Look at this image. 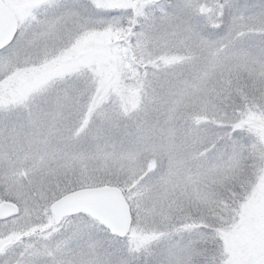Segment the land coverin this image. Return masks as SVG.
<instances>
[{"label": "rangeland", "instance_id": "374dc122", "mask_svg": "<svg viewBox=\"0 0 264 264\" xmlns=\"http://www.w3.org/2000/svg\"><path fill=\"white\" fill-rule=\"evenodd\" d=\"M3 2L15 15L18 31L12 44L0 52V165L5 169L0 203L11 192L16 201L11 203L18 212L0 221V264H87L78 253L85 244L73 253L68 244L87 231L88 220L94 221L79 215L56 227L49 212L53 201L45 204L31 194L52 176L80 188L110 186L112 174H122L112 171L110 160L129 155L127 143L137 144L129 139L132 133L148 137L140 114L157 117L152 108L158 107L155 101L164 99L158 87L168 83L180 66L171 63L163 68L160 61L172 60L170 53L185 49L195 57L193 62L207 66L204 73L196 74L200 79H185L182 95H187L188 101L193 93L208 91L207 77L228 67L234 68L233 73L224 75H245L254 84L261 83V91L256 89L251 95L252 104L240 106V116L251 129L245 128L244 133L251 135L258 162L238 200L223 204L217 191H207L222 187L223 177L236 175L242 159L239 140L223 138L226 129L220 126L200 132L193 122L186 126L174 120L176 125L172 124L169 110H161V115H167L165 120L157 117L150 123L158 127L155 140L166 150L148 154L145 168L157 173L162 188L149 201V188H144L145 194L136 189L143 185L139 178L121 175L127 190L118 188L129 204L132 227L123 242L115 241L113 247L132 250L175 243L178 256L171 264H183L191 247L207 237L216 243L222 264H264V41L221 42L224 48L248 45L238 46L237 50H242L237 55L230 48L219 52L217 67L209 63L212 53L204 50L207 37L203 30L193 32L201 23L221 22L227 14L235 29L264 32V0H168L156 8L158 14L149 12L144 0ZM190 29L191 34L187 32ZM195 41L200 42L199 49L192 48ZM259 43L263 45L258 47ZM195 106L196 113L207 119L202 99ZM252 108L257 112H246ZM162 123L166 125L160 126ZM178 128L196 129L184 131L189 149L177 140ZM194 142L204 143L208 151L198 153ZM168 192L173 199L177 198L173 193L183 199L182 205L190 213L188 221L165 217L157 199ZM127 196L134 200V209ZM180 233L187 235L188 244L176 240Z\"/></svg>", "mask_w": 264, "mask_h": 264}, {"label": "trees", "instance_id": "16d2710c", "mask_svg": "<svg viewBox=\"0 0 264 264\" xmlns=\"http://www.w3.org/2000/svg\"><path fill=\"white\" fill-rule=\"evenodd\" d=\"M168 0H164L159 4H153L149 5L148 9L149 12H153L158 14L156 12V8L159 5L166 4ZM160 15V13H159ZM232 20L230 19L229 14H227L224 19L221 22H214V23H201L199 27L194 28L193 32H201L203 30V34L205 37H207V43L205 45V51L211 52L212 55L210 56L213 58L209 63L215 64L218 67V63L216 62L217 57L219 56V52H222L225 49H229L230 51L235 53L234 55H237V53L242 50L238 49V46H242L241 48H245L246 45H228L226 48H224V45H221V42L224 44L227 43V41L234 40V42H237L239 40L248 41V39H254L256 42L264 41V32L261 31H255V30H238L233 27H231ZM191 29L187 32L190 33ZM191 34V33H190ZM218 42L219 44L217 46H214L212 43ZM200 42L195 41L193 43L192 48L199 49ZM260 45H263L261 43L257 44L258 47ZM179 46V45H177ZM264 46V45H263ZM262 47V46H261ZM180 50V53H170L169 56L172 60H161L160 67H165L170 65L171 63H179L177 65H180L177 69V72L173 74L172 78L167 79L169 80L168 83L160 85L159 93L161 92V99H163V102H159L155 104L158 106L155 109L152 108V113L157 115L159 119L166 118L167 115L160 113L161 110H169V117H171L170 121L172 124H175L174 120H180L177 122L185 123L186 126L187 123L193 122V127L199 126L200 132H203L206 127L208 126H220L226 129L225 133H222L223 138L226 140H230L231 138L238 139V149L241 151L242 159L240 168L238 171H236V175L232 178H225L222 179V187H217L213 189H209L207 191V194L214 193L217 191L220 195L221 202L223 204H230L231 202H236L242 193L243 188L247 185L246 183L251 179L250 172L252 171V167L257 164V158L255 157L254 147L251 146V135H245L244 131L249 128V123H247L246 119L243 120L240 116L242 105L245 108H248L250 106L251 101V95L253 92L257 93L256 89L260 90V84H254L253 80L251 78H246L245 75L242 76H230V75H224L228 73H233L232 69L234 68H226L225 70H221V73H215L212 76L207 77L205 83L208 91H206L204 94H197L193 93L191 99L188 101L187 95H182V91L185 85V79L194 78L195 76L200 79L196 74H202L204 73L203 70L207 66L202 67V64L200 62H193V59L195 57H192V55L189 54V52ZM172 54V55H171ZM254 55L257 56L256 51H254ZM181 59L180 61H177ZM141 67V66H140ZM233 67V66H231ZM150 68V65L148 66ZM144 70V68H142ZM180 73V74H179ZM223 73V74H222ZM243 74V73H242ZM176 79L177 82H172V79ZM252 80V81H251ZM117 91V85L115 83L112 84ZM142 94L144 97H148V92L143 91ZM202 99L203 103L206 104L205 109L206 112H204L208 118L203 119L199 114L198 110L196 109V101ZM160 101V99L158 100ZM238 104V105H237ZM188 105H191L190 108H188ZM155 106V105H154ZM195 106V107H194ZM233 106H238L233 107ZM161 107V108H160ZM193 110V111H191ZM253 111H246L254 112V108H252ZM191 111V112H190ZM218 113V114H216ZM138 115V114H137ZM141 119L143 121L142 124H145L143 129L145 131V136H148L147 138H140L139 136H136V132H133V128L131 127L129 130V139L133 143L137 144H128L125 146V150L128 152V156L124 158L117 159L114 158L113 160H110V165L112 168V171L114 173H122L121 175L126 176H133L134 180L138 179L142 182V187H136L138 192L144 193V188H149L147 191L149 201L152 199V201L155 198V194L158 190L162 188L161 184L157 181V173H151L148 171V169L145 168V161L148 159L147 155L151 153H158L161 151H165V145L162 143L160 144L155 140L156 130H158L157 126H154L150 123L151 119L157 118L149 113H142L140 114ZM7 118V117H6ZM223 119L227 120L228 122L225 124H222L220 120L216 119ZM236 118L237 121L232 120ZM136 119V118H135ZM4 120V118L2 119ZM165 120V119H164ZM231 120L233 123H231ZM163 121V120H162ZM202 122V124H201ZM162 123L160 126H165L166 124ZM141 125V124H140ZM176 125V124H175ZM138 126V125H137ZM130 127V126H129ZM177 127V126H176ZM239 127V128H238ZM246 128V129H245ZM239 129V130H237ZM190 129H177V135L178 139L181 141V146L184 148L189 149V141L188 135L185 133L188 132H195ZM251 130V129H250ZM185 131V132H184ZM244 134H243V133ZM237 133V136L235 134ZM248 134V133H247ZM116 137V136H115ZM150 137V138H149ZM117 140L120 141V137H116ZM176 139V137H175ZM194 141V140H193ZM115 145V144H113ZM204 143H198L194 142V147L196 150L200 152H207L209 147L205 145L203 147ZM124 149V148H123ZM134 153L135 157L132 155ZM256 153V152H255ZM123 153H120L122 155ZM132 157H131V156ZM132 158V159H130ZM27 166V165H26ZM4 171L5 169L2 168V165H0V180L3 181L2 178H4ZM114 176L112 174L110 179V186H116L120 187L122 189H126L127 185L124 184L125 177L123 176ZM141 177V178H140ZM54 178L55 184H48L50 180ZM235 179V180H234ZM46 181L41 185V189L36 192V190H33L31 196L33 199L36 200V198H41L42 200L46 201L45 204H47L49 201H54L57 197L60 195H63L65 192L71 191L73 189H80L81 185H72V183L64 182L63 180H60L58 176H52L45 178ZM99 186L98 185H94ZM127 190V189H126ZM209 192V193H208ZM145 194V193H144ZM175 196L177 195L176 199H173L172 192L161 193L160 196L157 199L159 207L162 209L163 214L168 219H174L180 218V221L177 220V222L189 220V212L186 211V208L182 205L183 199L178 195V193H173ZM130 205L132 209H134V200L132 197L127 196ZM3 201L7 202H13L15 203V197L13 193H7L4 198H2ZM146 202V198L144 199ZM40 202V200L38 201ZM148 202V201H147ZM215 209V207H213ZM188 210H191L188 207ZM205 211V210H203ZM206 213L207 212H202ZM210 215V214H208ZM188 217V218H187ZM84 218L85 217H80ZM185 219V220H184ZM86 220H88L86 218ZM87 231H81L78 236H75L73 240L71 239L70 244H68V250L69 252L73 253V250H77V247L81 244H85V247H79V257L86 261L87 264H171L173 263L174 259L178 254L175 252V243L173 244H165L163 246H160V248H157L156 246L152 247H146V248H137L132 250H126V249H115L114 243L115 241H118L119 243H122L123 241L117 240L99 227L94 222L87 221ZM176 222V221H175ZM61 227V226H59ZM60 229V228H59ZM181 236H178L176 240L183 241L184 243H187V239L185 234H179ZM76 239V240H75ZM75 240V241H74ZM114 240V241H113ZM201 242L196 243L194 246L191 247L189 258L184 261L183 264H222L221 259H219V253H217L216 250V243L214 241H209L207 237H203L202 239H199ZM74 241V242H73ZM127 242V241H126ZM125 243V242H124ZM188 244V243H187ZM189 246V245H188ZM156 247V248H155ZM89 248V250H87Z\"/></svg>", "mask_w": 264, "mask_h": 264}, {"label": "water", "instance_id": "95a60500", "mask_svg": "<svg viewBox=\"0 0 264 264\" xmlns=\"http://www.w3.org/2000/svg\"><path fill=\"white\" fill-rule=\"evenodd\" d=\"M161 1L163 0H144L148 5ZM16 33V17L0 0V52L12 44ZM17 212L15 204L7 201L0 203V221L16 216ZM49 212L56 227L65 219L83 215L119 240L125 239L132 227L129 204L121 189L116 186L87 187L68 192L50 204ZM262 217L264 220V209Z\"/></svg>", "mask_w": 264, "mask_h": 264}]
</instances>
